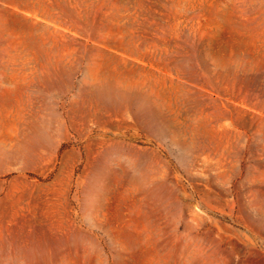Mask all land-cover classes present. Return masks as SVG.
<instances>
[{"label":"rangeland","instance_id":"obj_1","mask_svg":"<svg viewBox=\"0 0 264 264\" xmlns=\"http://www.w3.org/2000/svg\"><path fill=\"white\" fill-rule=\"evenodd\" d=\"M0 264H264V0H0Z\"/></svg>","mask_w":264,"mask_h":264}]
</instances>
